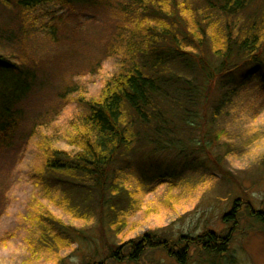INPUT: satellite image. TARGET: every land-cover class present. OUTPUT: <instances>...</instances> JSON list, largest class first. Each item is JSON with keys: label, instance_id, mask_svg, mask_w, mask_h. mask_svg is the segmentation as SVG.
I'll return each mask as SVG.
<instances>
[{"label": "rangeland", "instance_id": "374dc122", "mask_svg": "<svg viewBox=\"0 0 264 264\" xmlns=\"http://www.w3.org/2000/svg\"><path fill=\"white\" fill-rule=\"evenodd\" d=\"M10 18L0 5V29L11 35L0 40V54L29 77L12 144L0 150V264H177L159 249H147L138 263H115L105 257V245L143 234L175 240L205 229L224 233L231 223L222 216L235 199L238 208H264V72L234 81L216 116L198 124L197 136L213 143L224 173L202 147L135 148L111 172L102 198L93 190L74 193L71 180L40 174L41 136L60 135L79 96L99 94L105 78L120 70L124 31L101 9L55 2L36 8L24 30ZM172 71L191 77L177 64ZM44 212L51 215L47 231L55 225L68 233V245L44 246L37 219ZM235 213L227 250L208 257L192 248V264H264V224Z\"/></svg>", "mask_w": 264, "mask_h": 264}, {"label": "trees", "instance_id": "16d2710c", "mask_svg": "<svg viewBox=\"0 0 264 264\" xmlns=\"http://www.w3.org/2000/svg\"><path fill=\"white\" fill-rule=\"evenodd\" d=\"M54 2L112 15L118 31H124L119 34L122 61L99 94L79 96L77 111L60 135L53 140L41 136L40 174L71 180L74 193L93 190L102 198L111 172L135 148L183 152L192 146L202 147L224 173L213 143L196 130L199 122L216 116L236 89L234 81L241 84L264 72V0H0V5L10 9V21L24 30L36 8ZM2 31L0 40H7L11 35ZM176 64L191 77L173 72ZM28 77L20 63L0 54V150L12 144ZM236 202L222 216L231 223L224 233L205 229L175 240L143 234L120 243L107 241L105 257L138 263L147 249H159L177 264H192L195 250L200 256L222 255L236 229L235 211L264 224V208L250 203L238 208ZM49 217L46 212L37 216L44 246L68 245V233L55 225L47 231L44 221Z\"/></svg>", "mask_w": 264, "mask_h": 264}]
</instances>
